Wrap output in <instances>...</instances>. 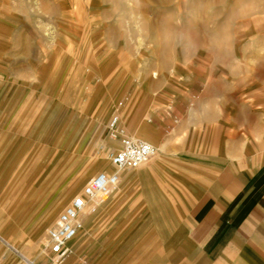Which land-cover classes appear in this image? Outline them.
I'll list each match as a JSON object with an SVG mask.
<instances>
[{
    "label": "rangeland",
    "instance_id": "374dc122",
    "mask_svg": "<svg viewBox=\"0 0 264 264\" xmlns=\"http://www.w3.org/2000/svg\"><path fill=\"white\" fill-rule=\"evenodd\" d=\"M120 102L136 140L183 143L217 110L221 140H264V0H0V224L30 257L115 171Z\"/></svg>",
    "mask_w": 264,
    "mask_h": 264
},
{
    "label": "crops",
    "instance_id": "0c3cea01",
    "mask_svg": "<svg viewBox=\"0 0 264 264\" xmlns=\"http://www.w3.org/2000/svg\"><path fill=\"white\" fill-rule=\"evenodd\" d=\"M212 115L192 118L183 143L176 134L147 140L157 154L120 173V188L85 219L62 264H264V140L230 145L220 139V113ZM11 227L0 224V264H24L11 247L54 264L30 257Z\"/></svg>",
    "mask_w": 264,
    "mask_h": 264
},
{
    "label": "built area",
    "instance_id": "2783aa9c",
    "mask_svg": "<svg viewBox=\"0 0 264 264\" xmlns=\"http://www.w3.org/2000/svg\"><path fill=\"white\" fill-rule=\"evenodd\" d=\"M123 105L122 102L117 105L107 126L110 138L120 142L119 148L110 155V162L116 170L100 172L93 177L80 193L71 198L56 223L46 230L41 239L43 255L54 264L65 261L68 244L84 229L85 219L96 214L120 188V173L141 168L157 154L158 149L153 144L127 135L121 123ZM11 250L21 257L24 264H34L15 248L11 247Z\"/></svg>",
    "mask_w": 264,
    "mask_h": 264
},
{
    "label": "bare ground",
    "instance_id": "6f19581e",
    "mask_svg": "<svg viewBox=\"0 0 264 264\" xmlns=\"http://www.w3.org/2000/svg\"><path fill=\"white\" fill-rule=\"evenodd\" d=\"M145 166V165H144ZM115 169V167H113ZM116 170V169H115Z\"/></svg>",
    "mask_w": 264,
    "mask_h": 264
}]
</instances>
